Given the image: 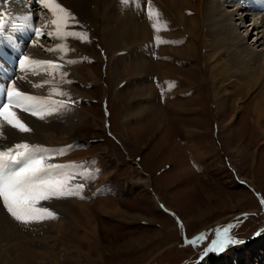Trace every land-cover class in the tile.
Here are the masks:
<instances>
[{
	"label": "rangeland",
	"instance_id": "rangeland-1",
	"mask_svg": "<svg viewBox=\"0 0 264 264\" xmlns=\"http://www.w3.org/2000/svg\"><path fill=\"white\" fill-rule=\"evenodd\" d=\"M105 1L113 12L109 17L96 16L92 10L78 11L75 6L86 4L88 9L93 8L96 3L92 0H56L71 8L75 19L68 21L75 22L79 30L72 28V32L84 33L87 39L68 36L65 48L46 52L42 48L32 49L42 56L62 59L65 55V62L59 63L64 75H59L60 69L49 71L43 76L47 81L43 90L50 94L56 89L58 92L51 96L63 101L66 107L45 120L36 119L48 122L57 134L68 131L72 140L61 148L73 144L76 148L53 158L83 162L71 173L94 180H87L89 185L85 187L90 197L80 198L83 195L80 192L40 201L39 205L51 207L56 219L38 222V233L33 232L30 224L16 222L0 207V243L6 245L11 231L16 229V244L21 241L33 246L32 257L35 256L30 264H264V205L260 203L264 199V118L261 117L260 123L257 116L250 120L259 99H250L256 91L250 94L238 90L237 85L227 84L236 71H241L240 61L229 55L230 72L227 69L223 72V67L217 65L219 69L211 77L214 60L206 62V43L207 38L208 41L220 38L217 16L198 15L202 28L192 51L185 49L192 37L182 32L181 24L171 26L169 21H161L165 26L161 30L175 35L166 45L172 43V51H181H174L171 58L169 52L163 53L166 45L158 43L152 35L127 49L111 51L105 44L108 34L102 25L110 19L122 28L133 21L136 25L143 24L140 27L143 33L144 24L147 26L152 19L149 8L161 11L159 19H169L167 14L177 18L174 15L177 11L160 0L158 6L152 0L151 3ZM210 1L193 0L202 5V10ZM221 4L226 10L234 5L222 0ZM187 9L186 18L195 17L197 11ZM260 18L258 15L245 18L241 34L250 33L251 22H259ZM116 29L113 38L119 42L122 35ZM256 32L245 39L250 48L243 53L251 76L258 66L250 60L251 50L264 47L256 42ZM43 43L48 48L53 44L50 40ZM58 45L63 42L53 49ZM164 55L169 59L165 60ZM140 60L151 65L147 72L140 68L141 72L136 74L133 70L139 68ZM159 62L168 66L169 74L165 77V72L157 68ZM225 89L229 92H224ZM217 94L218 98H224L220 106ZM59 125L67 127L59 130ZM17 132L18 139L17 136L0 139V145L8 147L19 140L58 144L47 143L42 133ZM172 141L174 152L169 147ZM84 166L95 173L82 170ZM192 169L195 173L205 171L200 174L210 186L201 181L202 175L190 173ZM74 182L72 175L69 184L73 186ZM95 189L100 191L95 193ZM202 207H206V216L199 218ZM229 224L233 225L231 236L247 239L222 253L203 256L204 249L216 238V229L223 230ZM91 228L94 230L90 231ZM201 233H206L202 242H186ZM38 246H53L55 252L47 258Z\"/></svg>",
	"mask_w": 264,
	"mask_h": 264
},
{
	"label": "snow or ice",
	"instance_id": "snow-or-ice-1",
	"mask_svg": "<svg viewBox=\"0 0 264 264\" xmlns=\"http://www.w3.org/2000/svg\"><path fill=\"white\" fill-rule=\"evenodd\" d=\"M122 2L127 3L128 0H122ZM149 3H151V0H149ZM38 4L51 10L53 14L51 23L55 26V30L49 32L48 36L61 38L74 36L81 40L87 39L84 33L63 30L67 26V21L75 18L56 0H38ZM148 15L150 19L153 18L151 8H149ZM156 15H159V13H156ZM152 27L156 29V23H153ZM4 28L5 21L0 19V35H3ZM34 34L37 36L43 35L40 29H34ZM156 41L158 43L169 42L159 36L156 37ZM63 47L66 46L58 45L57 49H47V51H56ZM68 62L74 63V61ZM19 68L25 72L35 74L40 70H59L61 65L54 64L51 61L32 60L27 56H22L19 59ZM44 83H47V81ZM56 92L57 90L53 89L48 97H40L21 91L14 80L7 84L0 83V96L6 97V102L4 99H0V138L5 137V125L20 133L32 132V128L20 119L16 109L30 113L40 120L59 114L60 110L65 108L66 105L63 101L51 98V95ZM59 94L63 95V93ZM71 148L72 145H67L64 148H47L40 144L19 142L0 149V207L6 210L16 222L25 226L46 219H55L56 214L47 207H38L39 202L48 201L52 198L75 196L83 190L82 185L71 186L69 184V179L72 178L73 174L67 172L66 169L77 167L75 162L68 164L51 162L54 156L63 155ZM260 203L264 205V199ZM178 224L182 227V222L179 220ZM232 227L233 225L229 224L223 230L216 229V238L204 249L202 255L222 253L229 246L243 243L242 240L229 234ZM205 238L206 233H201L186 242L196 244L202 242Z\"/></svg>",
	"mask_w": 264,
	"mask_h": 264
},
{
	"label": "bare ground",
	"instance_id": "bare-ground-1",
	"mask_svg": "<svg viewBox=\"0 0 264 264\" xmlns=\"http://www.w3.org/2000/svg\"><path fill=\"white\" fill-rule=\"evenodd\" d=\"M152 1H154V3L157 4V6L161 5L160 3H157L159 0H152ZM160 1L167 2L169 7H171L172 10L177 11L174 13V15L175 14L177 15V18L174 17L173 15L167 14V17H169V19L170 18H173V19L169 20L166 17H162L163 19L162 18L159 19L158 15H156V13H160L161 11L153 9V11H152L153 12V18L151 19V21H149V19L147 20V21H149L147 26H146V24H144L145 27H144V29H142L143 30V33L141 32L142 34L140 33V27H143V26H141L143 24H141V25L139 24L140 25L139 26V25H136L135 23H133L134 21L133 22L131 21L132 23H130L129 26L122 28V27H117L116 25H114L113 24L114 22L110 19V22L108 21L109 23H107L106 25L102 24L104 30L106 31L105 33L108 34V36H107L108 39L105 42L106 46L111 51H113V49H117V48H119L118 50H120V48H121V50L127 49L129 46L140 42L143 38L146 37V35L148 37H150L152 35V36H154V39H156V37L159 36L163 40L168 41V39L170 37L175 36V35L172 32L169 33V32H165V31L161 30L162 27L165 28L164 24H161L165 20L167 22L169 21L168 24L171 26L175 25V24L177 25L178 23L181 24V27L184 30L182 32L188 33L192 37L185 49H189L187 51H192V49H194V46L196 45L195 44L196 40L199 38V35H198V31H200L199 28H202L201 27V20L199 18L200 16H198V15L201 13L202 15H204V17H211L212 15L217 16L215 23L220 26V38L219 39H212L209 41L207 38V43H206V47L208 46V49L206 50V55H205L206 62H208L209 60H214V65L212 66L211 77L214 78V75H213L214 72L218 71L219 67L217 65H220L223 67V72L226 71V69H227L228 73L230 72L231 68H230V64H229V60H228L229 55H232L235 59L240 61L243 65L241 71H236L234 74L233 80L229 79L227 84L234 85V86L237 85L236 87L238 90L244 89V90H247L248 92H250V94L252 92L256 91V93L254 92V94L251 96L250 99H252L253 97H258L259 99H257V101L255 102L256 105H255L254 111H253L254 115L252 117H250V120L252 122V119L255 116H257V122L260 123L261 117L264 118V73H263V71H264V47H262L261 49H255V48L253 49L252 48V50H251L250 60L252 61V63L258 64V66H255V73L253 76L250 75V69L247 66V59H246V57H244L243 53L248 51V49L250 48V46L248 48L245 45L246 44L245 39H247V36H249L254 31H257L255 33V35L257 36L256 42L258 43V45L260 46V45L264 44V15L260 16L261 20H259V22H257V20L252 21L251 22V23H253L252 31L248 34L246 33L247 35H243V34H241L242 33L241 29H242V26L243 27L245 26L244 25L246 23L245 18L254 16V15H259L261 13L258 11L251 12V10H254V6L247 5L248 1H245V4L242 6L244 9H238L240 7L239 5H240L241 0H235L234 2L237 3V5L234 4L233 6L229 7L231 9L236 8L235 10L224 9L222 4H221V0L210 1L207 4V8L205 10H202L203 8H202L201 4L198 5L197 3L193 2V0H160ZM222 1H223V3H225V2L229 3V4L232 3V0H222ZM255 1L258 3V7H259L258 9L262 10V12H263L262 14H264V0H255ZM92 2H94L96 4L93 8L90 7L89 8L90 10L88 9V6H86V4H77L75 6L78 8V11L79 10H81V11L86 10L89 12L92 10V11H94V13H96V16H101V17L108 16L109 17V15L111 13L113 14V12H111L112 9H108L106 7L107 2L105 0H92ZM185 4L187 5V7L191 11H197V12H194L195 17L186 18L185 12H187L188 9L185 6ZM234 6H237V7H234ZM105 10L107 12H105ZM234 11H238V12H234ZM81 13H83V15H84L87 12H81ZM127 13H126V15H127ZM197 16H198V18H197ZM127 19H128V17H127ZM197 20L199 23L197 22ZM136 22H137V19H136ZM153 23H156V25H157L156 29H154L152 27ZM166 27H167V25H166ZM116 28H118L119 33L122 35L119 42H116L113 38L114 35L116 34L115 33ZM158 28H160L161 31L157 30ZM204 30H205V28H204ZM176 35H178V33ZM206 37H207V34H206ZM166 43H162V44H164V46H165ZM120 44H122V45L119 46ZM161 46L163 47V45H161ZM166 47L167 48L163 49L164 50L163 53L169 52V58H171L173 55H175L176 52H174V51H180L178 49L172 51V48H173L172 43H170L169 46L166 45ZM160 56H163V54ZM53 57L57 58L55 56H53ZM169 58L167 57V55H164L165 60H168ZM142 59H144V58H142ZM140 61L141 62H138L139 68H136L133 70V71H136V74H139L141 72L140 68L147 72L148 67L151 65L147 62V60L146 61L140 60ZM157 68L159 70L162 69V71L165 72V73L162 72L164 74L163 75L164 77L168 73V66L166 67V64H164V63L159 62V64L157 65ZM62 74H63V70H62V66H61V68L59 70V75H62ZM163 79H166V78H163ZM61 82H63V81H61ZM176 83H178V82H176ZM223 91L229 92L226 89ZM222 97L223 96H220L218 98V94L216 96V101L218 100L219 106H220V104L223 103L224 98H222ZM214 100H215V98H214ZM178 108H180V107H178ZM177 111L179 112L180 110L177 109ZM22 113H23V111L21 112V115L23 116V121L25 123H27L30 128H32V131L36 135L39 133H42L44 136V139L47 143H51V144L52 143H58L61 146H63L67 142L72 140L70 138V135H68V131L64 132V133H62V131H60V134H57V131H55L52 127H50L48 125L49 124L48 122L39 121L36 119V117H33L32 115L28 116V114H26V113L22 114ZM66 127L67 126H65V125H63V127L61 125L59 127V130L60 129L62 130L63 128H66ZM56 129L58 130V128H56ZM4 133H5V137L0 138L1 141L7 140L8 137H10V136H12V138L17 136V139H18V135L16 134V130L12 129L10 126L5 125ZM35 139H36L35 142H38V138L35 137ZM0 147H5V146L0 145ZM73 175H74V177L78 176L77 174H73ZM94 175L95 174H93V176ZM81 177H83V178H85L91 182L94 181V180H90V177L87 178L85 175H83ZM95 177H96V175H95ZM91 185H94V183H91ZM80 206H83V203L80 204ZM1 209H2V207H1ZM116 210H118V208H116ZM202 216H204L203 213L201 214V217ZM201 217H199V218H201ZM44 221H46V220H44ZM30 227L33 228V232H35V233H38L40 231L37 228L36 222L31 223ZM62 227H64V226H62ZM15 230L11 231V234L8 236L9 240L6 241V245L4 243H2V244L0 243V264H30L31 263L30 259L31 258L33 259L35 256V255H33V257H32V254H34V252L31 248L33 246L30 247L29 245H27L26 243L21 242V241H19V243L16 244V242H17L16 241V234H14ZM93 230H94L93 228L90 229V231H93ZM58 232L60 233L61 231L58 230ZM92 234L94 237L95 233H92ZM0 237H2V236H0ZM60 238L61 239L64 238L63 233L61 234ZM84 238H85V236L83 237V239ZM0 242H2V241H0ZM8 242H10V245ZM43 245H44V243H43ZM38 247H39V250L45 251L47 258L49 256V254L55 252V248H52L53 246L52 247H40V246H38ZM60 248H61V246H60ZM40 254H41V252H40Z\"/></svg>",
	"mask_w": 264,
	"mask_h": 264
},
{
	"label": "crops",
	"instance_id": "crops-1",
	"mask_svg": "<svg viewBox=\"0 0 264 264\" xmlns=\"http://www.w3.org/2000/svg\"><path fill=\"white\" fill-rule=\"evenodd\" d=\"M170 144V143H169ZM168 144V145H169ZM169 147H172V152H174L175 151V145H174V142L172 141L171 142V144L169 145ZM182 156V158H183V154L181 155ZM188 166H189V164H188ZM190 167V166H189ZM190 173H192L193 175H195V176H197L198 177V174H200V173H205V171H201L200 173H195L194 171H193V169L191 170V172ZM200 175H202V179H201V181L205 184V185H207V186H210V185H208L207 184V182L205 183L204 182V178H203V174H200ZM162 187H163V185H162ZM201 188H202V186H201ZM203 199H204V196H203ZM202 199V200H203ZM195 200V199H194ZM209 202H210V200H209ZM199 203V202H198ZM173 206V205H172ZM175 211H176V209H174ZM202 210V211H201ZM201 210H200V217H201V214L203 213L204 214V216H206L205 214H206V207L204 208V207H202L201 208ZM179 212H180V210H178ZM177 212V211H176ZM178 213V212H177ZM182 213V212H181ZM199 216V215H198Z\"/></svg>",
	"mask_w": 264,
	"mask_h": 264
}]
</instances>
